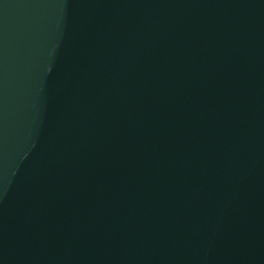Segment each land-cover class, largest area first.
I'll return each mask as SVG.
<instances>
[{
  "label": "water",
  "instance_id": "water-1",
  "mask_svg": "<svg viewBox=\"0 0 264 264\" xmlns=\"http://www.w3.org/2000/svg\"><path fill=\"white\" fill-rule=\"evenodd\" d=\"M0 264H264V0H0Z\"/></svg>",
  "mask_w": 264,
  "mask_h": 264
}]
</instances>
